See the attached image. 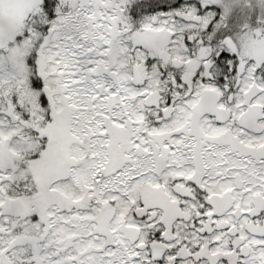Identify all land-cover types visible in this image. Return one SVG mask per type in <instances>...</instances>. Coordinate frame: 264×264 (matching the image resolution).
<instances>
[{
    "label": "snow or ice",
    "instance_id": "snow-or-ice-1",
    "mask_svg": "<svg viewBox=\"0 0 264 264\" xmlns=\"http://www.w3.org/2000/svg\"><path fill=\"white\" fill-rule=\"evenodd\" d=\"M0 264H264V0H0Z\"/></svg>",
    "mask_w": 264,
    "mask_h": 264
}]
</instances>
